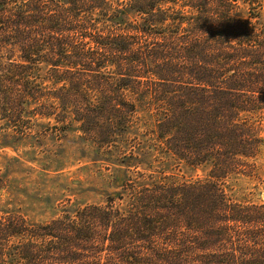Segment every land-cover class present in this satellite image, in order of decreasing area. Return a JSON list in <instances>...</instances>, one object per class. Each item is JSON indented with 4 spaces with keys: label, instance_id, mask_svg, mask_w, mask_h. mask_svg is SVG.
I'll list each match as a JSON object with an SVG mask.
<instances>
[{
    "label": "trees",
    "instance_id": "1",
    "mask_svg": "<svg viewBox=\"0 0 264 264\" xmlns=\"http://www.w3.org/2000/svg\"><path fill=\"white\" fill-rule=\"evenodd\" d=\"M74 127L116 191L0 209V264H264V201L226 187L264 188V0H0V131Z\"/></svg>",
    "mask_w": 264,
    "mask_h": 264
},
{
    "label": "rangeland",
    "instance_id": "2",
    "mask_svg": "<svg viewBox=\"0 0 264 264\" xmlns=\"http://www.w3.org/2000/svg\"><path fill=\"white\" fill-rule=\"evenodd\" d=\"M261 129L264 137V127ZM8 133L0 131V173L9 179L0 192V209L19 210L30 222H45L65 209L104 204L107 195L116 191L111 181L117 166L107 162L92 142L85 141L78 127L63 138L50 132L16 141L13 132ZM262 173L264 181V170ZM179 176L202 179L206 173L185 170ZM256 179L238 175L228 180L226 187L232 195L244 197L253 192L255 199L264 201V188L257 189Z\"/></svg>",
    "mask_w": 264,
    "mask_h": 264
}]
</instances>
